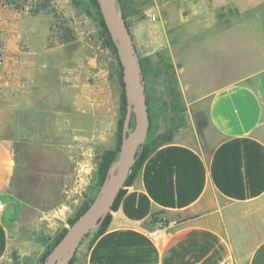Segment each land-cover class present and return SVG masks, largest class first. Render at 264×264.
I'll use <instances>...</instances> for the list:
<instances>
[{
	"label": "rangeland",
	"instance_id": "rangeland-1",
	"mask_svg": "<svg viewBox=\"0 0 264 264\" xmlns=\"http://www.w3.org/2000/svg\"><path fill=\"white\" fill-rule=\"evenodd\" d=\"M114 3L125 14L137 57L154 67L159 59L172 64L167 73L147 69L150 125L139 135V145L172 127V140L206 146L211 129L202 95L264 68V0ZM0 37V137L12 141L24 168L15 193L39 192L46 157L62 163L82 155L59 145L73 129L84 141L78 149L87 150L95 164L82 204L94 199L100 155L117 146L123 90L122 69L106 44L94 0H0ZM91 100L95 109L87 112ZM130 119L134 127L133 114ZM69 225L46 227L54 232L44 239H54Z\"/></svg>",
	"mask_w": 264,
	"mask_h": 264
},
{
	"label": "crops",
	"instance_id": "crops-1",
	"mask_svg": "<svg viewBox=\"0 0 264 264\" xmlns=\"http://www.w3.org/2000/svg\"><path fill=\"white\" fill-rule=\"evenodd\" d=\"M202 97L208 147L157 146L123 186L106 230L79 245L73 264H264V68ZM71 131L59 145L82 155L62 163L46 157L39 192L23 188L21 196L14 182L22 159L0 137V264H44V234L54 232L46 227L79 210L95 164Z\"/></svg>",
	"mask_w": 264,
	"mask_h": 264
},
{
	"label": "water",
	"instance_id": "water-1",
	"mask_svg": "<svg viewBox=\"0 0 264 264\" xmlns=\"http://www.w3.org/2000/svg\"><path fill=\"white\" fill-rule=\"evenodd\" d=\"M104 24L112 38L122 66V80L128 103L122 127L118 157L99 186L92 202L67 228L61 240L46 255L44 264H66L77 250L82 238L111 210L119 190L125 182L139 146L138 137L149 127L147 105L141 82V68L136 49L131 43L129 27L116 8L114 0H97ZM135 124L130 128L131 115Z\"/></svg>",
	"mask_w": 264,
	"mask_h": 264
},
{
	"label": "trees",
	"instance_id": "trees-1",
	"mask_svg": "<svg viewBox=\"0 0 264 264\" xmlns=\"http://www.w3.org/2000/svg\"><path fill=\"white\" fill-rule=\"evenodd\" d=\"M94 2L97 6L98 13L100 15L101 24H102L103 30L106 34V44H107L108 48H110V50H112L117 55L114 42H113L112 38L110 37V34H109L105 24H104L103 18L101 16L100 11H99V5L97 3V0H94ZM121 12H122V15L125 19V14H124L122 9H121ZM125 21H126V19H125ZM126 24H127V22H126ZM3 45H4V43L0 37V48ZM132 45H133V43H132ZM136 57H137V55H136ZM137 60H138V63L140 65V68H141V82L143 85V94H144L146 105H147L149 125H150V114H149V109H148V100H147V96H146L147 95L146 94L147 89H146V85H145V78L147 75V69L150 70L153 75H154V73L160 72V71L167 73L168 72L167 69L172 68V64L167 63V62H163V61H161V59H159L157 65L154 67V66H151V62L147 58L146 59L145 58L140 59L137 57ZM119 65L122 69L120 62H119ZM121 84L123 86V90H122V94H121V105H120L122 113L117 120L118 142H117V146L115 148L106 149L100 155V159H99V162L97 165V179H98L99 185L102 184L103 180L105 179V177L108 173L109 168L113 166L115 160L117 159L120 144H121L123 121H124L126 109L128 106V103H127L126 98H125L124 83L122 80V72H121ZM169 91L171 92L170 94H172L171 96H172L173 100L178 102L179 97H178V94L175 92V89L170 88ZM174 109L176 110V112H182V107L178 108L177 106H174ZM129 126H130V128H133V120L132 119H130V121H129ZM172 132H173V128L170 127L168 132L159 134V135L155 136L154 138H152L151 140H149L148 142L141 143L139 145V148L137 149L136 154H135V160L132 163V165L130 166L129 173L125 179L124 184L122 185L121 189L118 192V195L116 196L114 202L112 203L111 210H115L117 208L119 200H120V198L124 192L123 186L129 185L132 182V180L134 179L135 175L137 174L139 167H140L141 163L143 162V160L157 146H159L163 143H167V142L172 141ZM92 200L93 199L85 201L82 204V206L80 207V209L76 212V214L72 218L68 219V223L71 224L80 214H82L84 212V210L88 207V205L92 202ZM110 219H111L110 212H108L103 219H101L100 221L99 220L97 221L96 227L93 230V232H91V230H90L89 233L85 235V237L88 236L89 234H91L92 235L91 240H90V242H91L92 239H94L95 237H97L99 234H101L102 232H104L106 230V228L110 222ZM66 230H67V228H65V227L63 229H61V231L52 240L43 238V242L45 243V247H46L45 250L43 251L42 255H41V261L43 263H44V260L46 258V255L53 248V246L61 240V238L64 235V233L66 232ZM77 250H78V248H77ZM77 250L75 251L74 255L71 257V259H69L67 261V264H73Z\"/></svg>",
	"mask_w": 264,
	"mask_h": 264
},
{
	"label": "built area",
	"instance_id": "built-area-1",
	"mask_svg": "<svg viewBox=\"0 0 264 264\" xmlns=\"http://www.w3.org/2000/svg\"><path fill=\"white\" fill-rule=\"evenodd\" d=\"M152 19H155V16L152 17ZM1 210H2V205H1V203H0V212H1Z\"/></svg>",
	"mask_w": 264,
	"mask_h": 264
}]
</instances>
